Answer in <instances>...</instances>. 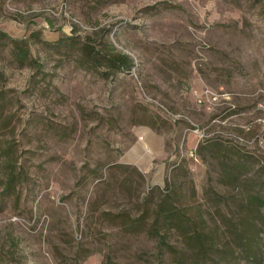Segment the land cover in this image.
<instances>
[{
	"label": "rangeland",
	"instance_id": "374dc122",
	"mask_svg": "<svg viewBox=\"0 0 264 264\" xmlns=\"http://www.w3.org/2000/svg\"><path fill=\"white\" fill-rule=\"evenodd\" d=\"M0 29L30 53L0 46V264H177L194 227L264 264V0H0Z\"/></svg>",
	"mask_w": 264,
	"mask_h": 264
},
{
	"label": "trees",
	"instance_id": "16d2710c",
	"mask_svg": "<svg viewBox=\"0 0 264 264\" xmlns=\"http://www.w3.org/2000/svg\"><path fill=\"white\" fill-rule=\"evenodd\" d=\"M6 45L12 47L14 51V60L17 63L16 64L17 67H23L28 63V61L30 60V53L27 45V40L25 38H19V39L11 38L0 29V46H6ZM111 52H113V50ZM112 56L113 58H111V61L115 65L113 67H115L117 71H124L129 68L130 60L127 57V55L115 52L112 54ZM114 165L119 168H125L130 172L135 173L136 175H138L140 179H142V175L139 172H137L133 167L124 166L121 164H114ZM251 199L252 200L250 204L253 205V201L257 202L256 198L252 197ZM167 218L170 220H174L176 217L175 214H170ZM137 220L139 219H135V221ZM159 220L160 217L159 216L156 217V219L154 220V224L152 225V228H153V232L156 234L158 238L157 239L158 243H160L161 245H165V240L163 236H160L157 229L154 228L155 226L159 227L158 225ZM193 229H194L193 233H189L186 239V244L188 248L191 247V251L187 256H183L182 254H180L178 256V259L176 260L177 264H215L208 262V258L210 257V254L213 251L212 249L213 243L211 237L207 233L201 230L197 231L195 227Z\"/></svg>",
	"mask_w": 264,
	"mask_h": 264
},
{
	"label": "crops",
	"instance_id": "0c3cea01",
	"mask_svg": "<svg viewBox=\"0 0 264 264\" xmlns=\"http://www.w3.org/2000/svg\"><path fill=\"white\" fill-rule=\"evenodd\" d=\"M143 137L145 141H142ZM138 138H140L141 141H137L132 147L135 156L132 155L127 157V163L134 165L139 171L144 172L150 169V166L147 165L149 160L153 159L155 156H160L162 158V150L160 149L161 147L154 149L152 146H150L153 140L159 142L160 138L157 136L155 137L152 132H143L142 134L138 135ZM142 150H148L145 152V156L143 154H138ZM145 162H147V164Z\"/></svg>",
	"mask_w": 264,
	"mask_h": 264
},
{
	"label": "built area",
	"instance_id": "2783aa9c",
	"mask_svg": "<svg viewBox=\"0 0 264 264\" xmlns=\"http://www.w3.org/2000/svg\"><path fill=\"white\" fill-rule=\"evenodd\" d=\"M207 93V92H206ZM208 95V94H207ZM198 102H201V99L200 98H198Z\"/></svg>",
	"mask_w": 264,
	"mask_h": 264
}]
</instances>
